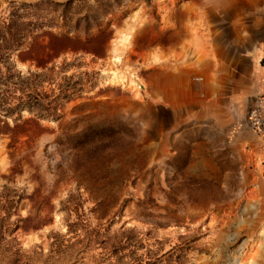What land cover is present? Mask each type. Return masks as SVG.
I'll return each instance as SVG.
<instances>
[{
	"label": "rangeland",
	"instance_id": "obj_1",
	"mask_svg": "<svg viewBox=\"0 0 264 264\" xmlns=\"http://www.w3.org/2000/svg\"><path fill=\"white\" fill-rule=\"evenodd\" d=\"M1 44L0 264H264V0H0Z\"/></svg>",
	"mask_w": 264,
	"mask_h": 264
},
{
	"label": "trees",
	"instance_id": "obj_2",
	"mask_svg": "<svg viewBox=\"0 0 264 264\" xmlns=\"http://www.w3.org/2000/svg\"><path fill=\"white\" fill-rule=\"evenodd\" d=\"M11 42H14L11 40ZM7 51L10 52L11 50L6 49L2 44L0 45V53ZM1 59V56H0ZM78 82L76 83V85ZM80 88L76 87H66V88H58L57 90H52L51 94H35V97H40L38 101V105L35 108V111L37 112V118L40 119H45V118H50L53 120H57L59 115L57 114V108L58 106L63 102V101H68L75 95H79L80 93L83 92L84 89V84H81ZM24 96L30 97L31 94H23ZM37 99V98H35ZM13 101H18L16 98H13L12 95L2 99L1 104H0V113L3 114L5 118H9L11 116V110L10 109H5V107L10 106ZM16 110H18V113L20 110L25 109V106L23 104H18L16 107ZM5 109V110H3ZM30 111H33L31 109Z\"/></svg>",
	"mask_w": 264,
	"mask_h": 264
},
{
	"label": "built area",
	"instance_id": "obj_3",
	"mask_svg": "<svg viewBox=\"0 0 264 264\" xmlns=\"http://www.w3.org/2000/svg\"><path fill=\"white\" fill-rule=\"evenodd\" d=\"M250 120L253 122L254 125L258 126L262 130L264 129V123H262V120L259 117L258 108L251 111Z\"/></svg>",
	"mask_w": 264,
	"mask_h": 264
}]
</instances>
